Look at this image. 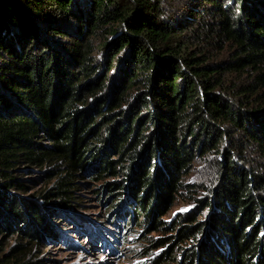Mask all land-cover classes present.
<instances>
[{
	"label": "trees",
	"instance_id": "obj_1",
	"mask_svg": "<svg viewBox=\"0 0 264 264\" xmlns=\"http://www.w3.org/2000/svg\"><path fill=\"white\" fill-rule=\"evenodd\" d=\"M159 3L0 0V235L28 241L0 264L57 240L56 212L88 174L125 177L103 190L118 229L141 217L175 233L144 249L160 248L152 264H264V0H198L202 33L236 49L215 65L185 51ZM234 71L253 77L229 91ZM198 158L215 164L208 196L163 222ZM30 167L53 184L24 198Z\"/></svg>",
	"mask_w": 264,
	"mask_h": 264
},
{
	"label": "rangeland",
	"instance_id": "obj_2",
	"mask_svg": "<svg viewBox=\"0 0 264 264\" xmlns=\"http://www.w3.org/2000/svg\"><path fill=\"white\" fill-rule=\"evenodd\" d=\"M151 1L160 2L161 15L165 20L174 24L180 22L184 27L180 40L186 46V52L205 58L207 62L214 65L232 62L233 53L236 50L234 45L226 43L222 39L219 40L215 36H208V32L203 34V30H200L198 23L204 19V14H200L197 10L200 9L198 0ZM188 19L190 20L187 22ZM205 20V24L210 22L209 19ZM204 35H207L208 38ZM251 74L250 71L227 73L225 80L229 91L233 90L235 85L249 84L253 77ZM249 155V162L245 163L255 168L259 165L260 159L252 152H249ZM211 159L198 158L192 163L183 179L184 185L191 186L190 191L188 192L187 188H184L176 194L174 203L161 218L163 222L171 223L184 213L195 211L196 203L193 199L208 196L207 189L211 187V183L217 176L215 175V164ZM20 169L23 180L28 181L29 177L33 180L29 181L26 184L27 189L20 193L24 198H34L47 193L53 184V180L47 182V179L43 177L45 169L41 171V174L38 173L37 168L30 167L29 171H23L25 168ZM83 178L84 180L77 179L76 181L78 186L72 194L74 198L72 207L56 212L57 226L54 233L57 240L41 236L38 246H31L30 252L23 259L13 257L9 264H20V261L39 262L40 264H152L155 256L160 253V248L151 247L149 250L147 249V254L143 253L144 249L155 243L156 240L168 239L175 233L146 229L143 225L144 219L141 217H136L137 221L132 224H128L126 221L120 223L118 229L111 222L114 208L110 206L114 199H110L108 192L104 193L103 190L107 184L123 183L125 177L94 179L93 175L88 174ZM201 213V219L205 220L208 213L204 211ZM137 224H141V226ZM95 239L105 242L111 240L112 243L106 245L105 248L103 243L95 242ZM0 241L3 244V248L0 250V260L10 259L11 252L17 245L28 244L23 235L13 234L11 236L6 232L1 233ZM183 246L182 244L180 248Z\"/></svg>",
	"mask_w": 264,
	"mask_h": 264
}]
</instances>
